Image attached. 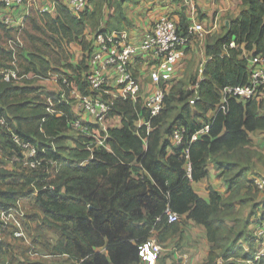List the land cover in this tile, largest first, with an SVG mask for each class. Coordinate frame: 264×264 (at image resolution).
<instances>
[{
  "label": "trees",
  "instance_id": "16d2710c",
  "mask_svg": "<svg viewBox=\"0 0 264 264\" xmlns=\"http://www.w3.org/2000/svg\"><path fill=\"white\" fill-rule=\"evenodd\" d=\"M238 1L239 17L206 35L207 61L197 93L183 79L164 86L165 106L154 116L141 98H114L109 116H120L121 126L104 130L87 124L101 129V144L73 127L74 79L64 69L78 74V91L90 92L93 38L85 32L88 25L96 28L94 35L106 30L100 27L104 0L79 15L59 1L57 14L32 5L21 27L0 20V119H5L0 123V264H141L140 244L155 232L165 243L182 231V220L169 221L171 211L188 213L206 227L213 245L204 264L221 257L227 264H240L231 258H254L238 245L246 225L237 205L245 201L244 191L259 190L249 171L264 157L252 148L250 132L264 128L263 104L235 97L222 102V97L226 87L249 82V58L264 52V0ZM177 26L190 42L194 34L185 16ZM72 42L88 52L79 65L72 63ZM10 71L16 77H8ZM53 75L60 80L58 93L32 86ZM200 116L209 119L210 133L192 141L202 126ZM140 119L145 122L138 125ZM181 128L183 140L176 144L173 135ZM14 134L36 148V166L27 163ZM211 159L229 195L211 188L207 201L193 182L208 175ZM3 212L10 216L6 222ZM20 230L23 235L16 234Z\"/></svg>",
  "mask_w": 264,
  "mask_h": 264
},
{
  "label": "crops",
  "instance_id": "0c3cea01",
  "mask_svg": "<svg viewBox=\"0 0 264 264\" xmlns=\"http://www.w3.org/2000/svg\"><path fill=\"white\" fill-rule=\"evenodd\" d=\"M55 1L64 4L67 2V0H28L25 5L14 11L12 10V12L14 16L19 17L22 13L29 12L32 5L39 10H42L44 6L52 5V14H57V5L53 4ZM95 2L96 0H91L88 7L90 10L94 9ZM240 10V2L238 0H104L103 17L100 27L106 30L125 29L130 33L131 41L139 44L142 42L145 35L152 30L155 22L161 16L169 15L175 19L177 24H180L182 17L185 16L189 27L196 23H202L209 28V32L214 33L219 31L227 22L230 24L231 19L239 17ZM6 15L7 10L0 7V20H3ZM95 31L96 28L92 25H88L85 36L89 41L94 38ZM69 48L73 54L72 63L75 65H79L88 55V52L83 49L79 42H72ZM197 60L200 65L202 63L205 64L207 61L206 36L194 34L190 39L185 55L174 66L170 76H166L161 72L162 82L166 84L167 89H169L173 83L181 79L185 80L188 85L192 82H190L192 77L197 79L201 75L200 67L195 71L193 68L190 69V64L196 63ZM153 62L149 54L145 51L138 52L134 57L132 67L134 68L136 79L140 84L141 90L138 97L133 100H137L138 98L144 100L147 94L152 90L153 75L157 73V69L153 66ZM64 70L73 77L75 88L78 87V74H75L69 69ZM19 83L25 84L23 81ZM32 86L42 88L44 92L50 94L58 93L61 90L60 80L55 75L46 78H38L34 80ZM108 90L109 92L106 93L107 97L114 99L118 96H124L113 80L108 85ZM258 101L263 104L261 114L264 115V94ZM71 107L74 116L83 114L78 100L74 99L71 103ZM194 113L196 115H201L198 110H195ZM211 115L212 111L207 114L209 118ZM111 118L115 119V121L112 125L108 126L107 123ZM199 120L202 124L204 121H209V119H204L202 116L199 117ZM144 122L145 119H140L137 124L141 125ZM105 123L107 126L105 125L104 128L102 127L104 130L109 127L121 126L122 118L120 116H108L100 121V125H104ZM96 124L99 123L97 122ZM75 136V130L69 132L68 146L72 147L75 145ZM250 137L253 142L252 148L263 154L264 157V128L251 131ZM207 169L208 175L206 177L202 180L193 182L196 192L207 201L211 199V188H216L221 195L227 197L229 195L228 185L226 181L219 176V170L212 159L209 161ZM256 174L264 176V162L259 159L252 162L251 170L249 171V176L252 179H254ZM244 192L242 193V197L246 202H249L250 213L249 211H243L242 218L246 226L245 233H243L244 236L239 241L243 240L240 245L243 246L244 252L252 257L258 246L255 240V233L259 228L261 215L264 210V191L254 190L255 194L248 195V198H246ZM256 204L258 205L253 212L252 209ZM180 217V220L183 221L182 231L171 237L167 242L162 243L164 251L165 245H167L168 249L171 251V255L165 256L163 251V255H161L158 264L164 262L166 264H171L173 261L177 262V252L181 249L189 254L190 264H204L210 255L213 245L208 237L206 227L189 217L188 213ZM230 223L234 224V222ZM152 236L159 239L158 232H155ZM141 264L143 263L141 262Z\"/></svg>",
  "mask_w": 264,
  "mask_h": 264
},
{
  "label": "built area",
  "instance_id": "2783aa9c",
  "mask_svg": "<svg viewBox=\"0 0 264 264\" xmlns=\"http://www.w3.org/2000/svg\"><path fill=\"white\" fill-rule=\"evenodd\" d=\"M28 0H0L4 8L7 10V15L3 18L6 24L11 26H23L24 19L29 12L22 13L21 16L13 15L17 8L22 7ZM91 0H67V7L76 15L85 11ZM57 5L56 2L53 3ZM41 11H53L52 5H47ZM190 33L206 36L209 30L202 23H196L189 28ZM189 45V37L179 32L177 22L169 15L161 16L155 22L151 31H149L142 42L136 44L131 41L130 33L125 29L104 30L99 31L93 38V50L89 57V72L87 81L89 83L90 92L83 93L75 87L72 89V96L79 101L83 114L75 116L73 127L75 130L87 132L89 122L97 123L107 118L112 108L113 98L105 97L109 92L108 85L113 80L116 83L119 91L126 96L137 98L141 90L140 84L137 82L132 62L134 57L140 51H145L154 61L153 66L157 69V73L153 75V87L143 100L144 106L150 111L151 115H158L165 106L166 86L162 82L163 72L166 76H170L174 66L183 58ZM235 46L233 41L230 44ZM204 63L200 65L201 75L195 83L190 85V88L197 93L199 82L202 80ZM250 78L249 82L241 86H229L223 90L222 102H225L228 97H235L239 100L259 99L264 94V52L256 54L249 58ZM10 74L16 77L14 71ZM64 84L69 86V80L64 78ZM65 98V93L62 94ZM68 100V99H66ZM51 110V109H50ZM1 124H5V119H0ZM210 121H204L202 126L192 135L191 140L197 141L203 136L210 133ZM185 129L181 128L174 132L173 141L179 144L183 140ZM15 141L24 150L27 163L36 166L39 162L36 159L37 150L30 143L22 140L18 134H14ZM186 167L191 170L189 155H186ZM254 182L259 190L264 191V176L257 175L254 177ZM12 215V213L10 214ZM6 212L2 213V219L6 222L9 219ZM178 212H169V221L177 222L180 220ZM21 227V224H18ZM17 235H23L20 230ZM255 240L257 248L254 253V258L242 259L243 264H258L264 259V210L261 215L259 228L256 231ZM164 251L162 242L156 237H150L139 246V254L143 264H158V261ZM226 259L219 258L214 264H227ZM178 264H190L189 254L181 249L177 252Z\"/></svg>",
  "mask_w": 264,
  "mask_h": 264
},
{
  "label": "rangeland",
  "instance_id": "374dc122",
  "mask_svg": "<svg viewBox=\"0 0 264 264\" xmlns=\"http://www.w3.org/2000/svg\"><path fill=\"white\" fill-rule=\"evenodd\" d=\"M205 28L208 30L209 28H207L206 26H205ZM209 33H211V32H209ZM196 54V53H195ZM197 55V54H196ZM193 61V60H192ZM191 61V62H192ZM199 67H200V63L198 62V60H197V62L195 63H192V64H190V69L191 68H193V70L195 71L197 68L199 69ZM194 77H192L191 79H190V82L191 81H194L195 79H193ZM189 82V83H190ZM192 83H190L189 84V86L191 85ZM114 121H115V119H113V118H111V120L107 123L108 124V126L109 125H112L113 123H114ZM99 125H100V123H99ZM106 125V123L104 124V125H100L101 126V128L103 127L104 128V126ZM107 126V125H106ZM87 134L90 136V137H94V139H95V141H97L98 142V144H101L103 141L101 140V137H102V134H101V129L99 128V127H95V128H93V129H88L87 130ZM94 141V142H95ZM246 196V198H248V195H245ZM247 200V199H246ZM22 205H24L26 208H29V205H28V202L27 201H24V202H22ZM239 206H238V208H241V213L243 214V211H245V212H248L249 211V202H246V201H244L243 203H241V204H238ZM240 213V214H241ZM16 215V213L14 212V216ZM12 218H13V216H12ZM245 230V229H244ZM236 234H237V232H236ZM234 237V236H233ZM233 237H232V239H233ZM243 241V240H242ZM242 241H239L238 242V245H240L241 244V242ZM163 254H165V256H169V255H171V251L168 249V246L167 245H165V251H164V253ZM162 254V255H163ZM230 261H235L236 263H242V258H231L230 259ZM263 264H264V262H263Z\"/></svg>",
  "mask_w": 264,
  "mask_h": 264
},
{
  "label": "water",
  "instance_id": "95a60500",
  "mask_svg": "<svg viewBox=\"0 0 264 264\" xmlns=\"http://www.w3.org/2000/svg\"><path fill=\"white\" fill-rule=\"evenodd\" d=\"M227 24L229 25V22H227Z\"/></svg>",
  "mask_w": 264,
  "mask_h": 264
}]
</instances>
